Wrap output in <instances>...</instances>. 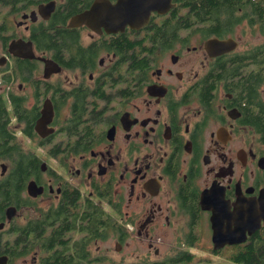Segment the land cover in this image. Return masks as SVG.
<instances>
[{"label":"flooded vegetation","instance_id":"1","mask_svg":"<svg viewBox=\"0 0 264 264\" xmlns=\"http://www.w3.org/2000/svg\"><path fill=\"white\" fill-rule=\"evenodd\" d=\"M124 1L0 0V257L264 264V0Z\"/></svg>","mask_w":264,"mask_h":264},{"label":"water","instance_id":"2","mask_svg":"<svg viewBox=\"0 0 264 264\" xmlns=\"http://www.w3.org/2000/svg\"><path fill=\"white\" fill-rule=\"evenodd\" d=\"M172 0H127L118 3L119 9H124L126 22L141 27L148 22L152 11H168ZM130 11V12H129ZM7 257H0V263L5 264Z\"/></svg>","mask_w":264,"mask_h":264},{"label":"trees","instance_id":"3","mask_svg":"<svg viewBox=\"0 0 264 264\" xmlns=\"http://www.w3.org/2000/svg\"><path fill=\"white\" fill-rule=\"evenodd\" d=\"M195 6V5H194ZM196 6L193 10L196 11ZM85 219V218H84ZM117 219V213L115 210L108 211L105 209L101 202H93L92 209H91V226L93 229V241L98 240L102 235L100 232L103 230V226H101V222L103 221H113ZM87 223V220L85 219ZM85 225V224H83ZM101 230V231H100ZM68 248V247H67ZM87 245L84 241H78L75 245V249L77 253H84L86 252ZM97 258H94V260Z\"/></svg>","mask_w":264,"mask_h":264},{"label":"rangeland","instance_id":"4","mask_svg":"<svg viewBox=\"0 0 264 264\" xmlns=\"http://www.w3.org/2000/svg\"><path fill=\"white\" fill-rule=\"evenodd\" d=\"M103 206H104L105 209H107L108 211H111V209L108 208V206H106L105 204H103ZM110 244H111L110 241H109V242L105 241V242H100V243H98V245H100V246L102 247V248H100V250H102V252H103V251H106V253H107L106 248H107V246H110ZM112 247H113V245H112ZM97 251H98V249H97V244H93L92 252L94 253L95 258H98V257H97L98 255L96 254ZM106 253H105V254H106ZM101 263L107 264V262H106L105 260L102 261Z\"/></svg>","mask_w":264,"mask_h":264}]
</instances>
